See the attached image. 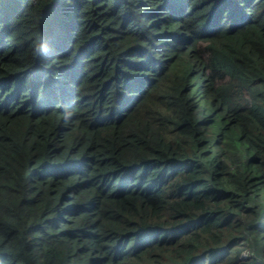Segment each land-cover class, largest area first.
<instances>
[{"label":"trees","instance_id":"16d2710c","mask_svg":"<svg viewBox=\"0 0 264 264\" xmlns=\"http://www.w3.org/2000/svg\"><path fill=\"white\" fill-rule=\"evenodd\" d=\"M0 264H264V0H0Z\"/></svg>","mask_w":264,"mask_h":264}]
</instances>
